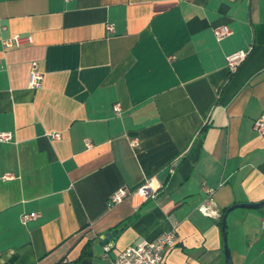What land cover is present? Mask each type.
Instances as JSON below:
<instances>
[{"label":"crops","instance_id":"obj_1","mask_svg":"<svg viewBox=\"0 0 264 264\" xmlns=\"http://www.w3.org/2000/svg\"><path fill=\"white\" fill-rule=\"evenodd\" d=\"M17 33L32 42L2 43ZM262 111L264 0H0V264H110L170 229L164 264H227L224 210L264 200ZM149 176L154 198L107 204ZM206 187L218 216L197 209ZM226 222L232 263L264 264V206Z\"/></svg>","mask_w":264,"mask_h":264},{"label":"built area","instance_id":"obj_2","mask_svg":"<svg viewBox=\"0 0 264 264\" xmlns=\"http://www.w3.org/2000/svg\"><path fill=\"white\" fill-rule=\"evenodd\" d=\"M112 25L107 24V29H111ZM231 29L224 24L216 25L213 27V33L217 40H220L231 34ZM4 45L21 46L32 42V36L30 34H14L8 39H1ZM250 48L240 49L230 52L226 55V65L228 70L232 73L235 72L240 64L247 57ZM43 72L40 71L36 63L33 62L30 70L28 86L30 88H40L43 83ZM114 111L117 113L120 111V105L115 103ZM256 132L264 137V111L255 119L253 124ZM52 138H60V132H50L48 134ZM10 131H0V140H10ZM132 144H136V140L131 141ZM87 147L91 146L90 142H86ZM11 176V175H9ZM8 176V177H9ZM161 188V183L154 176H149L143 179L141 183L133 188L127 186H120L111 192L107 198V204L109 206L115 205L121 202L127 196H131L136 205L141 204L148 198H154ZM207 195L203 201L198 205L197 209L208 216H218L217 210L212 208L211 196L213 194V188H205ZM37 212H24L21 215V221L27 222L28 220L36 217ZM177 234L174 229H170L161 233L157 238L151 241H140L135 244H130L117 253V255L110 260V264H164V256L166 251L177 243ZM110 249V244H104V256Z\"/></svg>","mask_w":264,"mask_h":264},{"label":"water","instance_id":"obj_3","mask_svg":"<svg viewBox=\"0 0 264 264\" xmlns=\"http://www.w3.org/2000/svg\"><path fill=\"white\" fill-rule=\"evenodd\" d=\"M264 206V200H261L259 202H247V203H235L232 204L231 206L227 207L226 210L224 211L222 215V235H223V246H224V254L226 258V263L227 264H233L230 256V251L227 243V222H226V217L227 213L236 207H250V208H259ZM119 228L112 229L106 233H104L101 236L102 242L104 244H107L110 240L114 241L115 240V235L118 232Z\"/></svg>","mask_w":264,"mask_h":264},{"label":"trees","instance_id":"obj_4","mask_svg":"<svg viewBox=\"0 0 264 264\" xmlns=\"http://www.w3.org/2000/svg\"><path fill=\"white\" fill-rule=\"evenodd\" d=\"M224 211H225V210H224ZM58 264H63V263L59 262Z\"/></svg>","mask_w":264,"mask_h":264}]
</instances>
